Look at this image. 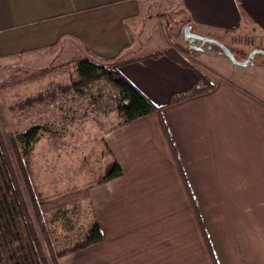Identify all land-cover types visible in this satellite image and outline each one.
I'll list each match as a JSON object with an SVG mask.
<instances>
[{
  "label": "crops",
  "instance_id": "0c3cea01",
  "mask_svg": "<svg viewBox=\"0 0 264 264\" xmlns=\"http://www.w3.org/2000/svg\"><path fill=\"white\" fill-rule=\"evenodd\" d=\"M165 5L210 39L199 40L211 50L196 63L167 53ZM238 35L246 58L223 49ZM255 54L264 56V0H0V62L114 58L160 108L105 133L123 174L89 192L103 240L59 264H264V63ZM199 72L206 90L173 102L201 85Z\"/></svg>",
  "mask_w": 264,
  "mask_h": 264
},
{
  "label": "rangeland",
  "instance_id": "374dc122",
  "mask_svg": "<svg viewBox=\"0 0 264 264\" xmlns=\"http://www.w3.org/2000/svg\"><path fill=\"white\" fill-rule=\"evenodd\" d=\"M161 11L166 30L163 31L175 47L171 51L196 63L201 50L192 45L199 46L200 39L185 34V27L190 25L186 13L179 7L168 9L166 5ZM155 29L152 40L161 45L162 33L156 35ZM190 31L195 33L197 29L190 28ZM244 41L240 35L233 36L230 45L226 46L234 55L246 58L251 50L249 43ZM210 45H204L203 49L210 51ZM202 58L209 61L206 64L210 67L211 64L218 66V58L212 55H202ZM253 60L264 63V56L255 54ZM42 62L31 64L17 60L14 65L0 62V137L9 151L28 202L29 183L34 193L44 200L67 197L61 210L45 215V225L53 245L61 249L72 246L95 221L89 192L99 185L96 184L98 179L108 173L114 160L104 135L123 118L116 112L103 114L94 111L87 98L67 100L62 104L65 97L61 95L59 101L47 105H35L33 100L29 101L30 97L46 91L54 83H70L77 79L75 62L57 66H45ZM26 100L27 106L22 105ZM73 117L75 120H71ZM33 124L44 129L40 140L33 146L27 183L11 138Z\"/></svg>",
  "mask_w": 264,
  "mask_h": 264
},
{
  "label": "trees",
  "instance_id": "16d2710c",
  "mask_svg": "<svg viewBox=\"0 0 264 264\" xmlns=\"http://www.w3.org/2000/svg\"><path fill=\"white\" fill-rule=\"evenodd\" d=\"M167 53L175 60L187 63L173 51ZM119 66L120 62L114 58L79 59L75 61L77 79L70 83H54L46 91L28 100H33L35 105H47L59 101L61 95L65 97L62 104L67 100L87 98L94 111L103 114L116 112L123 118V123L159 111L160 108L120 72ZM199 77L201 85L193 87L187 94L173 98V102L206 90L209 83L205 75L199 72ZM27 103V100L23 101L22 105ZM71 120H75V117ZM43 129L44 127L33 124L11 138L16 147L20 170L27 183L33 146L40 140ZM122 174L121 166L114 161L108 173L99 178L96 184H103ZM27 188L29 202L21 189L9 151L0 137V264H59L62 256L103 240L100 224L95 220L72 246L56 248L48 234L45 215L61 210L67 197L44 200L34 193L30 183Z\"/></svg>",
  "mask_w": 264,
  "mask_h": 264
},
{
  "label": "water",
  "instance_id": "95a60500",
  "mask_svg": "<svg viewBox=\"0 0 264 264\" xmlns=\"http://www.w3.org/2000/svg\"><path fill=\"white\" fill-rule=\"evenodd\" d=\"M190 26H187L186 28H185V34L187 35V36H189V37H191V38H193V39H203V40H210V39H208V38H206V37H203V36H200L199 34H196V33H193V32H191L190 31ZM213 42H215L214 40H213ZM194 48H196V49H200V50H202L203 49V47H201V46H195V45H192ZM223 46V49L225 50V52L226 53H231V51H229V49L226 47V46H224V45H222ZM231 57H233L234 58V56L232 55V53H231V55H230Z\"/></svg>",
  "mask_w": 264,
  "mask_h": 264
}]
</instances>
